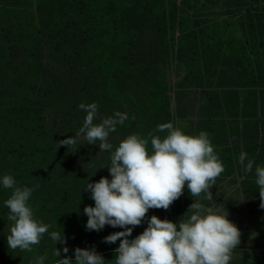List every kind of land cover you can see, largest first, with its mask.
<instances>
[{"label": "rangeland", "instance_id": "1", "mask_svg": "<svg viewBox=\"0 0 264 264\" xmlns=\"http://www.w3.org/2000/svg\"><path fill=\"white\" fill-rule=\"evenodd\" d=\"M134 3L137 9H125ZM251 17L256 29L249 28L247 44L259 53L244 58L240 46L230 44L240 35L231 38L227 26L242 32L238 24ZM4 20L11 32L28 23L44 25L45 41L35 57L23 43L21 59L1 62L6 75L0 79V175L11 174L17 186L34 189L28 202L34 216L49 231L62 230L65 241L54 243L45 233L31 251L10 249L3 201L12 190L0 187V264H31L40 255L45 264H55L56 249L58 259L74 260L75 247L94 248L105 263L114 262L119 239L103 238L122 229L86 230L83 212L94 204L83 186L111 178L110 152L82 135L75 145H59L82 126L86 112L78 105L92 102L98 105L94 123L115 111L128 116L109 134L113 150L138 133L149 139L150 151L149 134H165L157 131L161 123L188 134L205 131L224 171L209 189L212 200L202 202L224 206L240 230L230 264H261L264 209L255 168L264 166V86L254 82L264 78V0H0V24ZM253 59L254 74H262L250 77L244 66ZM241 151L252 160V171L238 163ZM19 169L23 175H16ZM193 199L185 187L167 209L150 208L128 238L142 232L151 215L177 222Z\"/></svg>", "mask_w": 264, "mask_h": 264}, {"label": "clouds", "instance_id": "2", "mask_svg": "<svg viewBox=\"0 0 264 264\" xmlns=\"http://www.w3.org/2000/svg\"><path fill=\"white\" fill-rule=\"evenodd\" d=\"M78 108L86 112L82 126L75 137L68 136L59 145L67 148L75 145L82 135L88 144H98L100 151L110 152L107 168L111 178L101 176L83 186L94 201L91 206L85 205L83 212L87 216L86 230L100 231L105 225L122 229L103 238L106 243L119 239L114 250L115 264H230L233 250L240 242V230L228 219L224 206L221 209L202 202L212 200L209 189L224 171L208 134L205 131L188 134L171 122L161 123L157 131L165 134L162 137L149 134L150 151L149 139L138 133L122 138L113 150L109 134L124 123L127 114L115 111L94 123L98 111L95 102L80 103ZM238 163L244 172L253 170L252 160L243 151ZM255 176L259 207L264 209V166H256ZM0 187L12 190L3 201L9 210L7 220L11 222L7 236L10 249L31 251L45 233L54 243H64L62 230L49 231L51 226L34 216L28 203L32 187L17 186L11 174L0 175ZM185 187L196 198L185 212L187 215L184 213L177 222L151 215L143 231L128 238L132 226L140 225L150 208L167 209ZM62 251L67 253L68 248L65 246ZM73 253L74 260L67 255L58 259L56 249L55 264H105L94 248L75 247ZM45 260L46 256L40 255L31 264H45Z\"/></svg>", "mask_w": 264, "mask_h": 264}, {"label": "trees", "instance_id": "3", "mask_svg": "<svg viewBox=\"0 0 264 264\" xmlns=\"http://www.w3.org/2000/svg\"><path fill=\"white\" fill-rule=\"evenodd\" d=\"M128 8L137 9V5H136V3H134L131 6L125 7V9H128ZM142 12H144V6L142 7ZM242 21H245V22L243 23ZM242 21L238 24V27L239 26L241 27L242 32L238 33L237 30L230 29L228 26H227V30H228V33L231 35V38L237 37L238 35H240L236 39L235 38L231 39L230 44H232V45L236 44V45L240 46L241 56H243L245 58L246 57L245 53H247V52L259 53V51H255L254 49H251V48L249 49V47H248L249 44H247L249 42V38H250L249 28H251V30L256 29V28H254L255 24L252 22V17L250 18V22L248 20H246L245 18H243ZM6 22L7 21L4 20V22L0 24V33H4L2 36H0V79H2L6 75L5 74L3 77L1 76L4 72V68H3L4 66L1 63L2 60H4L5 58H9V57L12 58V60L19 59V58L21 59V57L19 55L20 54L19 53L20 52L19 46L23 43H25L28 46L27 47L28 53H26V54L30 55L31 57H35L38 55L39 48H41L42 43L45 41L43 39V37L41 36V34L44 33L43 32V30L45 28L44 25L42 28H39L36 25V23H34V22H33V24L28 23L26 26L22 25V28H24V29L18 28V31H16V32H18V34H20V35H18L16 32H11V31L7 30L6 25H5ZM234 23H236V22H234L232 19L231 22L229 23L230 27L233 28L235 26V25H233ZM260 24H261V22L258 23L259 26H260ZM215 27L217 28L218 25ZM58 40H61V39H58ZM254 65H257V63H255V59L247 61L245 66H244L245 74L247 72V69L250 70V77L251 76L255 77L257 73H261L259 71L256 74H254L255 70H256L254 68ZM259 65L261 66L260 63H259ZM6 68L9 69V67H6ZM11 70H13V72H12L13 75L12 74L11 75L15 76L16 72H17V67H15L14 63H13ZM260 78H261V82H259V83L254 82V84H256L257 86H264V78H262V77H260ZM21 147L15 148L14 153H12V155H15ZM22 155H23V153H19V158ZM17 173L18 174H16V175H23L21 173V169H19V171ZM24 175H26V171L24 172ZM105 264H115V260H114V262H107ZM261 264H264V260H262Z\"/></svg>", "mask_w": 264, "mask_h": 264}]
</instances>
